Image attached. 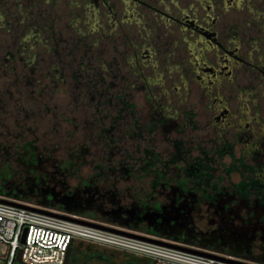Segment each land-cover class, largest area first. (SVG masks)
<instances>
[{
	"label": "rangeland",
	"instance_id": "374dc122",
	"mask_svg": "<svg viewBox=\"0 0 264 264\" xmlns=\"http://www.w3.org/2000/svg\"><path fill=\"white\" fill-rule=\"evenodd\" d=\"M97 1L0 0V18L4 19L0 22V160L6 157L3 146L33 141L40 151L65 161L74 150L83 152L81 160L75 161L86 175L98 166L138 168L146 164V151H153L150 154L156 164L175 163L169 175L178 166L182 170L175 174L186 176L188 162L204 160L207 170L216 175L214 179L221 176L223 163L231 161L216 153L222 123L229 122L224 130L229 139L237 125L243 124L247 134L260 135L264 129L254 120L258 115L264 120V0H143L137 7L147 22L143 27L123 20L125 0H107V6L99 8L98 23L115 31L103 37L91 34L100 40L94 55L112 65L115 78L104 74V81L111 84L110 94L126 95L135 108L124 107L118 99L99 104L98 95L96 100L88 97L83 83L100 80L99 71L76 79L69 60L60 79L50 73L54 58L47 54L46 45L58 40L60 50L80 48L83 41L77 28L86 32L92 25V21L86 24L85 18L94 8L91 3ZM186 9L200 20L207 17L220 46L233 48L229 39L234 37L236 62L216 48L205 55L207 65L199 70L198 55L189 46L198 35L177 24V17ZM72 19L78 21L77 26H72ZM34 25L44 29L43 35L24 40L28 27ZM142 34L146 35L143 42L159 48L146 74L155 78L159 71L156 77L164 75L163 84L149 89L134 76L132 65L124 58ZM79 53L73 64L83 61L99 66L98 57ZM224 109L227 116L222 114ZM18 133L23 135L16 136ZM261 141L264 145V138ZM244 142L241 140L237 150ZM236 157H241L240 152Z\"/></svg>",
	"mask_w": 264,
	"mask_h": 264
},
{
	"label": "flooded vegetation",
	"instance_id": "af4514ba",
	"mask_svg": "<svg viewBox=\"0 0 264 264\" xmlns=\"http://www.w3.org/2000/svg\"><path fill=\"white\" fill-rule=\"evenodd\" d=\"M254 120L261 130L264 120L260 115ZM228 126L223 125L216 153L231 161L223 163L216 179L204 160L188 162L184 176L175 174L182 170L178 166L169 175L174 162L149 164L148 158L138 168L98 166L86 175L76 162L83 152L74 150L65 161L40 151L33 141L23 146L13 141L3 146L0 198L238 262L264 264V136L259 137L264 129L260 135L247 134L243 124L235 125L229 139L224 131ZM241 140L245 146L237 150ZM70 261L153 264L147 257L89 243L73 244Z\"/></svg>",
	"mask_w": 264,
	"mask_h": 264
},
{
	"label": "built area",
	"instance_id": "2783aa9c",
	"mask_svg": "<svg viewBox=\"0 0 264 264\" xmlns=\"http://www.w3.org/2000/svg\"><path fill=\"white\" fill-rule=\"evenodd\" d=\"M75 243L147 257L153 264H230L0 203V264H16L19 251L25 264H65Z\"/></svg>",
	"mask_w": 264,
	"mask_h": 264
},
{
	"label": "trees",
	"instance_id": "16d2710c",
	"mask_svg": "<svg viewBox=\"0 0 264 264\" xmlns=\"http://www.w3.org/2000/svg\"><path fill=\"white\" fill-rule=\"evenodd\" d=\"M126 4H127V10H126V14L123 18V20H125L127 18V22L130 24H136L139 27H143L147 22L144 19V16H140L138 11H137V7L140 4H144L143 0H125ZM107 0H98L96 3H91L93 4V7L91 12L86 16L85 18V23L87 24L88 22L92 21V25L89 27V29L85 32L84 30L77 28L76 33L79 34V36L81 37V43L82 46L80 48L77 47H72V49L67 48L64 50H60L59 49V43L54 42L52 46L48 47V45H46V49H47V54H51L50 56H52L54 58V61L51 63V67H50V73L55 75L56 77H58L59 79L62 76V72L61 69L65 68L67 66V64L69 63L70 60V64L71 67L74 66L75 68H77V71H75V68L73 67L74 70V74L75 78L78 79L83 75H87L90 77L91 72L92 71H99L100 75L102 76L100 80H93L90 81L88 84L83 83L84 86H86V93L88 92L89 95L88 97H92L93 100H96L94 98L95 94L98 95L99 98V104H105L106 100H108L109 103H114L115 99H118L119 102L126 108H135V104L134 103H129V100L127 99L126 95L125 96H113L110 94L111 92V84L107 83V81H104V74L107 75H113L112 74V65L110 66L108 63H104L103 59H101V55H94V53H98V51H96V48L99 45L100 40L98 39H93L91 36V34H96V33H100L103 37V35L107 34L108 32L113 35L114 34V30H110L109 26L98 23L99 19H101V17H99L98 19V14H100V10L99 8L101 6L105 7L107 6ZM90 5H86L85 8H88L89 10ZM151 7V6H150ZM154 8V7H152ZM157 13H159L160 11H156ZM183 13L181 14V16L178 18L177 17V24L179 26H182L183 29L185 31H191L194 33H197L198 35V39L194 40L191 42L190 46V51H192L194 53V55H198L196 57V62L198 65L199 70H202V66H206L207 64V59L205 57V55H208L209 52L213 51L214 49L221 51L222 55H226L227 59L230 58V60H232L233 62H236L235 59V55H237V46L234 43V37H230L229 42L234 44L233 48H224L223 46H220V44L217 42V35L216 32H214L212 30V25L210 24V21L207 20L206 18H203L200 20V18H198L197 16H194L193 14H191L190 12H188V10H184L182 11ZM3 17L0 18V22L3 21ZM77 22L75 21V19H72L71 24L73 27L77 26ZM124 22V21H122ZM84 23V24H85ZM263 25V24H262ZM37 25L28 27V30L26 31V35H24V40H29L31 38H40V34L44 31V29H38ZM4 28V26H3ZM46 30V29H45ZM43 35V34H41ZM90 36V37H89ZM141 40L135 44L132 45L133 50L131 51L130 55H127V57L124 55L125 61L128 64L132 65V69H133V74L134 76H138V80L141 81L143 83V86L152 88L153 85L155 84H163V74H160L158 77H156V75L159 73V71L157 72V74L154 76L155 78L151 77L150 74H146V70L150 67H152L151 65V60L158 55V50L159 48L157 46H154L153 44L150 43H145L142 41V39L146 38V35L144 36L143 34L141 35ZM22 38V41H23ZM186 42V41H184ZM48 43V42H47ZM46 43V44H47ZM218 44V45H217ZM149 45V46H148ZM201 45V46H199ZM144 49L149 50V52H151V55L144 53ZM78 51H80L81 55H83L82 53H91L93 54L96 58L98 57V64L97 65H92V63H88L85 64L83 61L80 62H76L75 64H73L75 58H77V54ZM79 53V54H80ZM36 55V54H33ZM191 55V54H190ZM33 58H35L33 56ZM150 61V62H148ZM153 61V60H152ZM33 62V61H32ZM192 63V62H191ZM211 66V65H210ZM98 67V68H97ZM170 69L173 70L172 65H170ZM34 70V69H33ZM209 70V69H207ZM210 70H212V74H215L216 71L213 68H210ZM156 73V72H155ZM262 73L264 74V70H262ZM99 77V76H98ZM97 78V77H96ZM115 78V76L113 77ZM108 86V87H105ZM110 86V87H109ZM133 86L136 87V83H133ZM93 94V95H92ZM96 97V96H95ZM222 114H224V116H227V112L225 111V109L223 110ZM178 116V114H177ZM121 118V115L120 117ZM220 118V117H219ZM227 122H223L222 126L220 128H223V124H226ZM110 137V136H108ZM114 142V140H113ZM150 153H154L153 151H146L145 155L148 158L146 161L149 164H156V161H153V157L151 156ZM156 160H160L159 155L156 154ZM157 161V162H158Z\"/></svg>",
	"mask_w": 264,
	"mask_h": 264
},
{
	"label": "water",
	"instance_id": "95a60500",
	"mask_svg": "<svg viewBox=\"0 0 264 264\" xmlns=\"http://www.w3.org/2000/svg\"><path fill=\"white\" fill-rule=\"evenodd\" d=\"M0 203L11 205V206H15V207H18V208H21V209H26V210H29V211H33V212H37V213H41V214H45V215H49V216H53V217H57V218H61V219L71 220V221H74V222H77V223H80V224H83V225H86V226H90V227H93V228L109 231V232H112V233L120 234V235L131 237V238L140 239V240H143V241L151 242V243L162 245V246L171 247V248H174V249L186 251V252L197 254V255H200V256H204V257L217 259V260H220V261H223V262H227V263H230V264H247V263L231 260V259H228L226 257L220 256V255H217V254L208 253V252H204V251H200V250H194V249H190V248H187V247H182V246H178V245L169 244V243L157 240V239L149 238L147 236H143V235H139V234H136V233L127 232V231H123V230L112 229V228H108V227L101 226V225H98V224H94V223H91V222L81 221V220H78V219H75V218H72V217H69V216H64V215L52 213V212L45 211V210H42V209H39V208L31 207V206L24 205V204H21V203H16V202H13V201L4 200V199H1V198H0ZM24 240H25V238H24ZM72 246H73V244L70 246V248H69V250L67 252V258H66L65 264H76V263H72L70 261ZM16 264H25L22 261V251L18 252V256H17V259H16Z\"/></svg>",
	"mask_w": 264,
	"mask_h": 264
}]
</instances>
